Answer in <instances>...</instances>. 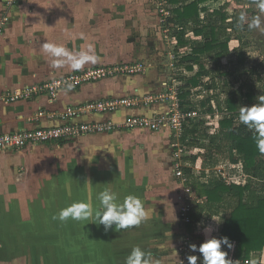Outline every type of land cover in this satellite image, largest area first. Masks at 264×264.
Returning <instances> with one entry per match:
<instances>
[{"label":"rangeland","instance_id":"obj_1","mask_svg":"<svg viewBox=\"0 0 264 264\" xmlns=\"http://www.w3.org/2000/svg\"><path fill=\"white\" fill-rule=\"evenodd\" d=\"M246 1L248 2L249 0H230L233 6H230L229 11L233 13L235 9L241 10ZM55 2L59 13L57 11L49 23L46 20L44 21L45 16H43V21L40 25L37 24L34 31L27 35V40L37 38L40 40L39 43L41 45L44 42H53L51 39L53 27L62 26L65 29V33H62L61 37H57L59 33L56 32V38L54 37L53 39L54 43L64 46L71 51H77V47L78 50H81L83 46L80 40H73V38L84 36L81 35V29L77 28V30L71 32L72 30L64 22L67 14L61 11L63 10L62 1L55 0ZM124 2L126 1L116 0L109 2V4L121 5ZM224 2L221 1L220 4ZM134 3L142 7L140 10L145 8L143 13L145 16L140 14L139 11L135 12L133 23H129L128 26L125 24L119 36L113 35L114 37H120V40H117V45L119 46L121 42L130 41L135 50L137 47L136 52H138L141 47H147V43L152 42L150 47L148 46L149 49H146L144 53L151 56L160 52L164 53L165 58L171 60L169 63L166 59L164 61L169 66L172 63L174 66L172 70L170 69L171 71L165 81H168L170 84L172 81L169 78L178 79L177 82L181 84L180 92L187 91L185 88L187 82L185 80L193 78L194 73L187 72L185 73L187 75H184V72L180 73V71L176 70L178 69V62L181 61L183 56L190 53L191 49L189 47L185 49L176 47V45L172 44L171 40H174V36L178 33L175 29L176 27L172 23L162 24V17L159 15L161 8L168 11L172 10L169 0H134ZM208 6L210 10H217L216 8L219 5L209 4ZM247 6L252 5L249 4ZM257 14L254 12L247 13L244 30H239V34L242 36L241 40H236L232 43L234 47H237V50L228 51L227 56L225 55L218 62L220 64L218 71H216L217 68L215 67L216 61L208 59L205 62V69L207 71L201 74L204 76L198 75L202 86L189 90L190 95L183 100V103H185L183 110L186 112L196 111L198 114L194 120L186 121L185 131L188 129V133L187 135L185 133L186 137L181 141L184 150L182 170L188 179L184 185L192 191H194L195 186L216 180H221L227 185H231L230 180L233 178H230L229 175L236 173L235 169L231 171L226 170V161L229 160V153L225 143L218 140L217 144L210 145L209 140L199 138L192 132L197 129L199 134L207 133L209 136L218 134V129H215L214 125L225 116L223 111L224 101L230 91L237 90L240 87L248 90L247 86L249 84L253 86L252 90L255 93V102H257L259 96L264 95V33L259 30H247V23ZM62 16L64 17L62 18ZM123 17L122 14L121 19ZM154 17H158L157 26L143 25V22L147 20L149 22V19L153 20ZM261 20L262 26H264V16H261ZM92 31L94 32L95 29ZM105 32L103 30V34ZM183 35L185 39L192 42H202L201 38L199 39L201 41H195L196 37L192 31L183 32ZM233 36L237 38V35ZM23 39L25 40V37ZM102 40L106 39L103 38ZM40 49L42 50L41 46ZM31 51L32 49L30 48L29 52ZM36 52L33 50V53ZM240 58H244L243 63H240ZM31 64L32 62L26 64V66L30 67L29 65ZM126 64H140V61L127 62ZM226 71L229 72L227 76ZM123 78L128 79L129 77ZM259 79L262 81H259ZM208 88L211 89L208 90ZM205 99H209V103L205 107H202L201 102ZM209 109L212 111L208 112ZM125 115L123 113L122 117ZM147 133L150 132L132 130L128 134L131 137L137 135V137L139 136L138 140H140ZM155 133L158 132H151L150 134L157 138ZM169 133L166 153L164 150L166 142L162 141L163 147L160 146L158 148L150 142L148 134L144 142L136 141L137 138L135 137L133 148L137 150L136 152L146 154L148 150L151 158L144 162L145 166L138 165L143 161L142 159H138L134 163V166L129 167L128 172L134 173L133 177L136 180H133V188L122 189L123 193L117 187L105 182L109 177L112 178L109 179L112 184L121 186L124 183L127 184V180H123L124 177L121 172L112 171L116 166L113 165L111 170L105 167L107 166L105 163L108 162L109 155H112V158H115V154L125 156L126 147H119L122 149L121 153L120 151L117 152L114 146H111L110 150H107L109 144L113 145L111 141L103 142L102 145H105L104 147L99 146V144L91 146V148L100 149L101 153L98 152V156L92 155L91 157H89L90 153H87L89 165L91 164L88 171L82 169L83 163L78 156L82 147L74 146L67 152L66 154L70 159H67L62 153H58L59 150L54 149L55 159L61 160L62 156L64 157L61 160L63 164L61 167H58L62 168L64 172H53L51 177L47 178V187L45 183L40 189L34 188L38 186L37 183L29 191L27 189L20 190L19 188H10L11 186H9L8 181L6 185L4 183L5 180L2 179L6 186L0 184V219L3 222V226L0 227V264H124L125 257L134 246H140L143 250L150 252L153 259L158 261L159 264H188L187 257L189 255L198 256V264H200L202 254L192 252L189 246L196 244L199 247L202 241L197 239L196 235L201 234L204 236L205 226L215 225L220 227L228 212H222L218 216V218L220 217L219 219H215L214 217L206 218L201 222L200 227L193 232L187 230L185 221L183 220V208L190 207L195 210L202 203H200L201 199L193 195L194 193L192 195L185 194L184 187L179 184V180L182 183L183 180L179 179L173 172L174 160L170 157L167 158V156H170L172 151L173 153L176 152L177 148H175L174 139L171 137L172 132L169 131ZM77 141L68 144L76 143ZM122 142H124L123 145L127 143L125 140ZM66 145L52 144V146L58 148L65 147ZM209 146L212 148L211 152L207 151V147ZM109 152L111 154H108ZM196 154H203L202 156L205 154L210 155L202 157L201 162L192 163L191 166H194L195 171L190 175V172L186 171L189 170L186 169L189 168L187 164L190 165L189 160H192L191 156H196ZM159 156L161 159L157 158ZM92 160H99V162L96 164ZM8 164L6 165L8 166ZM15 166V164H12L8 168L11 172H14V175H21L23 173V166L20 168ZM16 169H18V173H16ZM218 170L223 171L220 172ZM96 173H99L98 179H96ZM233 177L235 181L241 184L248 181L247 176L245 177V182H241L240 178ZM97 180L98 186H100L103 180L104 187H100L102 190L110 189L118 193L121 199L128 194L139 196L144 202L149 218L139 226L126 230L115 231V226H113L112 235H104L102 237L100 234L105 232L102 230L104 229L103 226H97L92 221L78 222L69 219L67 222H60L59 220L52 219L62 208L74 201L91 202L96 206L98 204L96 196L98 192L102 191H96V188L93 187L97 185ZM125 190L126 192H124ZM52 193L54 199L52 198ZM90 193L94 198L90 196ZM48 198L49 200L47 201ZM40 200L45 201V204L41 205ZM46 202H48V205ZM231 250L233 252L234 247L230 249V252ZM226 259H229V256Z\"/></svg>","mask_w":264,"mask_h":264},{"label":"crops","instance_id":"obj_2","mask_svg":"<svg viewBox=\"0 0 264 264\" xmlns=\"http://www.w3.org/2000/svg\"><path fill=\"white\" fill-rule=\"evenodd\" d=\"M7 1L8 0H0V21H6V25L2 29V34L0 35V99L3 95L19 91L26 86L40 83V81L47 82L56 78H60L72 71L67 66L60 69L51 68L49 64V58L40 49V40L37 38L33 40H27L26 38L27 35L34 31V29L37 27V24L40 25V23L43 21V16H45L44 21L46 20L49 23L54 17V14H56L57 11L59 13L58 7L55 4V0H21L19 3H16V5L12 7H7ZM60 1H62L63 3V10L61 11L67 14L64 18V22H66L67 26H69L70 30H72L71 32L79 28L81 29V35H84L83 37L80 36L77 38H73V40H80L83 48H86L89 44L92 45L94 47L96 55L99 57V61L96 64L86 65L83 69L140 61V64H144L146 66V72L141 75L129 77L128 79H125L123 77L108 78L96 83L83 85L82 87L75 90L63 91L62 93H60L56 101H51L49 97L44 95L34 97L27 101H17L14 103L0 100V134L16 132L19 130H30L38 126L47 128L62 125L63 121H61L59 117L69 106L77 107L82 104L108 98L120 99L130 97H143L152 92L162 91L164 84L166 83V77L173 69V63L169 66V64L164 61L165 59L166 61H168V63L171 61L170 59L168 60V58H165L166 56L164 53H156L153 56L144 53L146 52V49H149L152 42L147 43L149 47H141V52H136L137 47L135 46V50L134 46L132 47L130 41L121 42L119 46L117 45V40H120V37L114 36H119L120 31L124 29L122 27L125 24L126 26H128L129 23H133V16L135 15V12L139 11V13L142 15L144 13L145 8H143V10H140L142 7L135 5L134 0H125L126 2L121 3V5L109 4V2H113L116 0ZM221 1L224 2V0H220L217 3L214 1H210L204 4V6L202 5L201 7L208 8L209 4L219 5L216 9H219L224 4H230L231 7L233 6V1L230 2V0H226V2L220 4ZM249 4H251L252 6L248 7L247 5ZM253 7H255V5L253 3H250L249 0L248 2L246 1L244 3V7L239 11L244 12L246 15L249 12L258 13V9H256V7ZM245 8H247V10H245ZM169 12L172 15V10H169ZM122 14L124 16L123 19H121ZM63 17L64 16H62V18ZM158 17H154L153 20L149 19V22H147L148 20L146 22H143V25L148 24L157 26ZM94 29L95 31L93 32L92 30ZM103 30L106 31L105 34H103ZM56 32L59 33L57 34V37H61L62 33H65V29L62 26L57 28L53 27L51 34V39L53 42L54 37L56 38ZM24 37L25 40L23 39ZM103 38H105L106 40H102ZM199 39L200 37H196L195 41H201ZM188 42L192 44L191 40H188ZM178 47L180 46L178 45ZM30 48L32 49L31 52H29ZM33 50L37 52L33 53ZM77 51H79L78 47ZM31 62L32 64L29 65L30 67H27L26 64H30ZM177 68L178 69L176 71H180V73L184 72V75H187L185 73L189 72L182 67L177 66ZM191 73H194L195 76L196 73H198V69H195ZM197 88L198 87H196V89ZM163 109V105H157L155 108L122 109L121 111L115 113L82 115L81 117L76 119L75 122L120 123L129 116H151L154 112H162ZM39 112H43L44 115L38 116ZM123 113L126 114L124 117H122ZM51 115H53L54 118H51ZM131 131L87 136L81 138L76 143L67 144L62 148L52 146V144H47L29 147L14 154H0V184L4 185V183L6 184V182L8 181L9 186H11L10 188H19L20 190L27 189L29 191L30 188L33 187V185L35 186L38 183V186H35L34 188L40 189L46 183V181H48L47 178H50L53 172H64L62 168H58L63 164L61 160L64 157L62 156L61 160L55 159L56 156H54V149L59 150L58 153H62V155H65L67 159H70L66 153L69 152L74 146L82 147L80 149L81 151H79L78 153V156L83 163L82 169L88 171V168L91 164L89 165L87 153H90L89 157H91L92 155L98 156L99 153H101L100 149L91 148V146L99 144V146L101 145L104 147L105 145H102L103 142L111 141L113 145L109 144L107 150H110L111 146H114L117 152L120 151L121 153L122 149H120L119 147H126L125 156L115 154V158H112V155H109L108 162L105 163V165L107 166L105 167H108L111 170V167L113 165L116 166V168H113L114 170L112 171L121 172L122 176L124 177L123 180H127V184L124 183V186L112 184L111 180H109L112 178L109 177L105 180V182L109 183L111 186L113 185L117 187L118 190L122 191L121 193H123L122 189L133 188V180L135 179V177H133L134 173L128 172L129 167L134 166V163H136L138 159L143 160L141 164L138 165L145 166L144 162L147 159L151 158V154L148 150L146 151V154H143L140 152H136L137 150L133 148L135 143L134 140L137 138V141L139 139V136L137 137V135H134L131 137L128 134ZM138 131L149 132L147 130ZM150 133H147L150 137V142H152L158 148L160 146L163 147L164 144L162 143V141L166 142L164 148L166 153V144L170 136L169 130H162L158 133H155L157 138L151 136ZM147 134H144L145 137L138 141H146ZM124 140L127 143L123 145L124 142L122 141ZM108 154L111 153L109 152ZM197 155L200 154H196V156ZM235 156L237 157L236 153ZM168 157L170 156L168 155L167 158ZM157 158L161 159L160 156ZM92 162H95L97 164L99 160H92ZM8 163L10 165L15 164L19 168L23 166V173L21 175H14V172H11V170H9L8 167H10V165ZM189 163L190 165L187 164V167L189 168L186 169L190 170L191 175L193 174L195 169L194 166H191V160H189ZM6 164H8V166ZM100 164L102 163L100 162ZM232 169H235V172L237 174H230L229 177L233 178L231 180H235L233 177L235 176V178H240L239 180L241 182H245L246 173L244 171V164L241 159H238L237 162H232L230 159L226 161V170L231 171ZM240 169L242 170L240 171ZM17 170L18 169H16L15 171ZM16 173H18V171ZM113 174L116 176L115 173ZM95 175L96 179H98L99 173H96ZM7 177L10 179V182ZM2 179L5 180V182ZM260 180L263 181L264 177L262 176ZM102 182L103 180L101 181L100 186H98L97 180V185L93 186L96 188V191L102 190L100 188L104 187V182L103 184ZM179 182V184L184 187L185 194H187V187H185L184 183H182L180 180ZM247 183H244L240 186L244 187ZM47 186L48 185L46 183V187ZM91 190L92 188L90 189V192ZM124 192H126V190ZM192 192L194 193L193 195L200 199L195 191ZM90 196L94 198L91 193ZM52 198L54 199L53 193ZM48 200L49 198L47 199V201ZM40 204L44 205L45 201L40 200ZM46 204L48 205V202H46ZM213 217L215 219L220 218H218V216ZM223 222L224 221H222V224H220V227L215 225H208L207 227L210 228L217 236H219L223 227ZM2 223V219H0V227L3 226ZM102 230L104 231V229ZM112 233L113 230H109L107 233L104 232L100 234V236H109L112 235ZM263 253L264 251H262L259 255Z\"/></svg>","mask_w":264,"mask_h":264},{"label":"trees","instance_id":"obj_3","mask_svg":"<svg viewBox=\"0 0 264 264\" xmlns=\"http://www.w3.org/2000/svg\"><path fill=\"white\" fill-rule=\"evenodd\" d=\"M210 1L217 3L220 0H169L172 7V18L169 22L178 27L176 28L178 33L174 37L179 40L178 45L181 48L190 46L191 49L190 53L181 58L178 66L189 72L198 69V73L193 78L185 80L187 91L180 94L182 108L185 106L183 100L190 95L189 90L201 85L198 75L207 71L205 62L208 59L216 61L215 67L218 71L220 67L218 62L225 55L227 56L228 51L237 50V47H234L232 43L241 40L242 37L236 27L237 17L241 11L233 10L231 13L229 11L230 4H224L213 11L201 7ZM188 31H192L195 37H200L202 42L190 44L183 35V32ZM233 35H237V38H234ZM239 61L243 63L244 58H240ZM228 73L226 71V76ZM259 81L262 80L259 79ZM252 87L248 84V90L240 87L228 93L223 107L225 116L214 125L215 129H218V134L214 136H209L207 133L199 134L197 129L192 132L199 138L209 140L210 145L217 144L218 140L225 143L229 159L232 162H237L238 159L243 161L248 183L243 187L235 184L227 185L221 180H216L195 186L196 190L194 189V191L201 199L200 203L202 204L188 213L189 222L185 223L187 230L193 232L200 227L199 224L206 218L219 216L222 212L227 211L228 215L224 219L219 236L210 228L204 227V236L198 234L196 238L204 242L209 236L228 237L234 245L232 255L234 254L233 257L240 262L250 259L254 253L264 251V180H260L264 176V154L259 153L253 141L252 132L238 118L240 106H251L256 103ZM208 103L209 99L202 100L201 106L205 107ZM211 111V109L208 110V112ZM187 130L185 131L186 135ZM185 137L184 134L183 139ZM207 151L211 152L212 148L207 147ZM209 155L191 156V161L195 164L200 162L202 157ZM186 171L190 172V170ZM205 229L209 231L206 233ZM222 249L230 257V249L223 245Z\"/></svg>","mask_w":264,"mask_h":264},{"label":"built area","instance_id":"obj_4","mask_svg":"<svg viewBox=\"0 0 264 264\" xmlns=\"http://www.w3.org/2000/svg\"><path fill=\"white\" fill-rule=\"evenodd\" d=\"M21 0H8L7 7H12ZM162 17V24L170 23L171 13L161 8L159 10ZM6 25V21H0V35L2 29ZM173 45L178 46L176 38L171 40ZM185 49V48H184ZM173 57V56H172ZM174 68V66L172 65ZM146 72L144 64H111L106 66H97L80 71L70 72L69 74L56 78L47 82H40L37 84L26 86L25 88L13 92L11 94L3 95L0 100L14 103L17 101H27L38 96H47L51 101H56L63 91H67V85L71 84V90L78 89L86 84H92L108 78L118 77H133L141 75ZM164 84L162 91L152 92L143 97H130L120 99H102L95 102L75 106H69L63 114L60 115L62 125L43 128L38 126L34 129L19 130L16 132L0 134V154H14L25 150L32 146H40L47 144H68L75 142L78 139L99 135L111 134L114 132H126L131 130H147L149 132H159L162 130H169L172 132L171 137L174 139L175 148L177 151L170 154V158L174 160L175 175L183 180L185 183L188 179L183 173L182 158L184 150L181 141L185 134V123L188 120H194L197 117L196 111L186 112L182 108V100L180 98V82L178 79L169 78ZM157 105H163L162 112H154L151 116H129L123 122H75L76 119L82 115H97L119 112L122 109L135 108H155ZM43 112H39L38 116H43ZM54 118L53 115L50 116ZM223 171V170H218ZM227 180V178H226ZM229 180V179H228ZM231 184L242 185L240 182L230 180ZM186 193L192 195L190 189H186ZM192 209L190 207L183 208V220L189 222L188 213ZM252 254L251 258H256L259 264H264V253ZM250 258V259H251ZM236 264H247L250 260L240 262L232 257V250L230 257Z\"/></svg>","mask_w":264,"mask_h":264},{"label":"clouds","instance_id":"obj_5","mask_svg":"<svg viewBox=\"0 0 264 264\" xmlns=\"http://www.w3.org/2000/svg\"><path fill=\"white\" fill-rule=\"evenodd\" d=\"M252 3L258 9V14L247 23V30H259L264 33L261 20V16H264V0H252ZM245 17L244 12L237 17L236 27L240 31L244 30ZM41 47L53 69L67 66L72 71H80L86 65H94L99 61L94 47L90 44L79 51H71L54 42H44ZM72 87L68 84L67 90L70 91ZM238 118L252 132L259 153L264 154V95L259 96L257 102L251 106H240ZM96 200L98 201L96 206L91 202L74 201L62 208L52 219L60 222H67L69 219L78 222L92 221L97 226L102 225L107 233L113 230V226L115 231L126 230L139 226L149 218L144 202L135 194H128L121 199L118 193L105 189L97 194ZM208 231L205 229L206 233ZM222 245L228 249L234 247L226 236L220 238L209 236L199 247L196 244H191L189 247L192 252L202 254L200 264H236L231 259H226L228 253L222 250ZM198 259L196 255L187 257L188 264H198ZM124 264H159V262L153 259L150 252L140 246H134L125 257ZM247 264H259V262L256 258H251Z\"/></svg>","mask_w":264,"mask_h":264}]
</instances>
